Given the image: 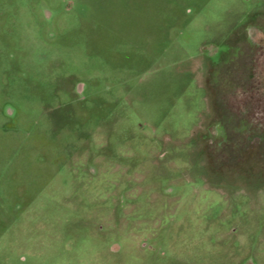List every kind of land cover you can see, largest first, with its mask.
<instances>
[{
	"label": "rangeland",
	"instance_id": "1",
	"mask_svg": "<svg viewBox=\"0 0 264 264\" xmlns=\"http://www.w3.org/2000/svg\"><path fill=\"white\" fill-rule=\"evenodd\" d=\"M248 24L264 0H0V264H264Z\"/></svg>",
	"mask_w": 264,
	"mask_h": 264
},
{
	"label": "flooded vegetation",
	"instance_id": "2",
	"mask_svg": "<svg viewBox=\"0 0 264 264\" xmlns=\"http://www.w3.org/2000/svg\"><path fill=\"white\" fill-rule=\"evenodd\" d=\"M246 29L248 30V35L246 37V43H247V53H246V61L245 64L247 65V70L248 74L246 73V77L247 80L251 79V78H255V76H263L264 72H261V70L264 68L263 64H264V24L261 25H255V24H248L246 26ZM239 48V46H238ZM241 54V50L239 48V56ZM238 63V62H237ZM255 67V68H254ZM258 79V78H257ZM78 86V85H77ZM83 90V86L81 85V88L78 90V88H75V91L79 94L81 93ZM226 91L223 90V87L221 88V98L222 95L225 94ZM232 92V96H234L235 98V107L237 108L238 105V101L241 99V97H243L244 93H243V89L241 87H237L235 85L234 90H230V95ZM247 92V91H246ZM243 100V99H241ZM221 103H219V105L221 106L223 104V98L220 99ZM241 107V106H240ZM245 110L244 111H251L254 108V105L252 103H250L248 97L245 100V106H244ZM241 110H243L241 108ZM240 123L242 124V128L246 129V127L248 126L249 122L246 121H240ZM219 124V123H217ZM214 132V130H213ZM215 133V132H214Z\"/></svg>",
	"mask_w": 264,
	"mask_h": 264
}]
</instances>
